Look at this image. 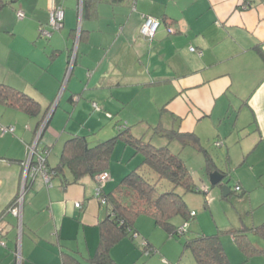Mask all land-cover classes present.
<instances>
[{
  "label": "crops",
  "instance_id": "crops-1",
  "mask_svg": "<svg viewBox=\"0 0 264 264\" xmlns=\"http://www.w3.org/2000/svg\"><path fill=\"white\" fill-rule=\"evenodd\" d=\"M52 1L19 0L17 10H23L25 16L30 14L25 24L11 22L9 13L17 11L11 8L4 10L0 19V45L7 51L0 58V83L12 85L40 101L45 117L57 103L38 144L50 149L49 166H58L63 145L73 134L87 135L92 144L115 136L118 130L102 133L104 122L114 121L110 117L122 111L126 95L147 91L155 97L152 109L159 112L154 117L159 122L150 124L148 120L146 128L161 124L195 132L212 154L216 167L223 168L228 177L243 167L248 177L239 174L231 192L224 196L221 187L220 195L227 200L235 196L249 201L246 210L252 216V225H245L263 223L264 0H126L117 5L102 2L97 5L96 16L86 20H82L81 0H58L65 8L63 27L50 40L39 42L36 34L41 26H48ZM145 16L161 20L152 39L140 35ZM78 30L87 31L82 32L79 41L75 35ZM192 46L196 51L190 50ZM66 78L67 104L73 103L75 108L71 113L64 106L65 113L70 118L77 117L76 112L82 107L80 112L92 111V116L83 124L76 120L68 121L64 127L54 126L52 120L61 105L60 97L55 98L60 82ZM95 97L102 100L104 112L96 110L100 106L94 105L98 103L92 99ZM2 109L0 124H14L16 129L15 134L0 132V240L6 241V245L0 243V264H15L18 248L24 264H64L63 252L88 264L99 245V223L108 215L107 208L95 197L96 177L86 175L74 183L64 182L65 178L59 175L48 185L40 174L35 179L29 176L22 224L15 216L2 214L22 190L29 145L41 126V116L13 107ZM121 120L117 118L114 126L127 124L135 135H145L135 133L132 116ZM140 121L145 122L144 117ZM157 136L151 134L150 138ZM204 137L210 144L221 141L223 145L213 151L204 145ZM182 147L181 150L186 146ZM133 151L123 141L117 143L108 168L106 192L113 191L138 162ZM123 158L127 160L125 164ZM64 174L71 180L67 167ZM237 185L245 196L240 197L235 191ZM135 226L138 233L137 221ZM250 238L264 248L260 241L251 235ZM222 240L233 261L237 247L231 238ZM114 251L113 246L111 254L117 264ZM135 259L130 257L125 262L140 263ZM237 260L231 262H246L243 252Z\"/></svg>",
  "mask_w": 264,
  "mask_h": 264
},
{
  "label": "trees",
  "instance_id": "trees-1",
  "mask_svg": "<svg viewBox=\"0 0 264 264\" xmlns=\"http://www.w3.org/2000/svg\"><path fill=\"white\" fill-rule=\"evenodd\" d=\"M18 1L0 0V19L6 8L17 10ZM124 1L126 0H81L82 20L96 16L99 3L108 2L117 5ZM60 4L64 8V5ZM82 32L78 30L75 35H79L80 38L83 35ZM0 105L17 108L31 116H41L40 125L45 119L40 101L7 83H0ZM118 125L122 127L118 128L115 136L95 144H92L87 135H71L63 145L58 166L51 168L48 164L50 172L55 173L53 177L61 175L65 178L64 182L76 183L86 175L97 178L102 171H108L114 149L119 141L131 146L134 150L133 157L139 158L136 165L122 178L113 191L106 192L104 186L103 196L107 199V205L103 206L107 208L108 215L99 223V245L95 254L89 258L88 264H116L111 248L123 237L135 239L134 234L137 233L135 224L141 214L153 217L155 223L164 228L169 237L185 236L188 229L181 233L180 225L175 223L174 219L182 216L185 222L190 223L193 220L194 216L191 215L184 196L190 191H200L191 170L179 153L174 152L167 144L156 145L145 135H135L131 126L127 124ZM152 135H159L169 140L177 139L184 147L189 145L202 151L206 159L207 174L216 169L212 154L201 144L195 132H182L177 128H165L158 124L152 127ZM65 167L71 172V180L66 179ZM236 192L240 197L246 195L242 190ZM17 198L18 196L4 209L3 215L9 214ZM250 232L264 238V222L257 226L244 224L241 227H231L215 233L196 232L192 237L185 239L183 246L184 249L192 251L195 264H233L222 240L224 234H230L235 239L246 261L256 255L264 254V248L251 240ZM146 251L149 252L148 255L156 252L148 239L142 247V253ZM62 257L64 264H82L71 253L63 252ZM135 264H145V262Z\"/></svg>",
  "mask_w": 264,
  "mask_h": 264
},
{
  "label": "rangeland",
  "instance_id": "rangeland-1",
  "mask_svg": "<svg viewBox=\"0 0 264 264\" xmlns=\"http://www.w3.org/2000/svg\"><path fill=\"white\" fill-rule=\"evenodd\" d=\"M5 10H8V8H6ZM9 15L12 18L11 19L12 23L14 20V24H25L24 23L25 20H28L30 18V14L25 16L24 18H20L17 15V11H11ZM60 30L61 28L57 30L52 28V35H55L57 32H60ZM38 34L36 35H37V40L39 42L42 40L44 41L50 40V38L52 37L51 36L49 38L40 35V33ZM78 36L79 35H77V41H79ZM20 40L21 39H18V41ZM6 52L7 51L3 49L0 45V58L5 57ZM73 61L74 60H72L70 64H73ZM67 85H68L67 78L62 81V84L60 82L59 95L55 99L60 97L61 105L58 106L56 110L57 112L55 113L54 118L52 120L54 126H58L62 124L64 127L68 121L72 123L73 121L76 120L77 121L80 120V122L83 124L84 120L86 121L89 116H92L91 114L92 111H87L88 113L80 112L82 110V107H80L77 110L76 112L77 117H73L71 115L70 118L69 113H65L64 106L69 107L70 108L69 112L71 113L75 108V105L73 103L67 104L68 103L67 101L68 92L66 91ZM125 97H126L125 105L122 111H120L119 113L120 116L119 114L118 116L112 115L110 118H113L114 121L111 123L108 122L109 120L105 121L104 123L106 125H104V127L106 128H104L105 131H102V133L108 132L110 130L117 131L118 126H114L116 119L122 118L124 120L126 116H132V118L135 119L136 121V126L134 128L135 133L139 135H142L144 133L146 135V138L149 139L152 134V129L146 128L147 127L146 121L148 120L151 121L152 123L150 122V124H157L159 122L157 118L156 119L154 118L159 114V112L157 114V112L156 111L154 112V110L152 109L156 101L155 97L147 91H141L139 93L129 94L128 96L126 95ZM92 99H94L99 103V105L97 103V107L100 106V108L96 110L101 109L103 111L102 100H100L98 97ZM3 107L0 106V113L3 111L2 109ZM107 117L108 116L106 115V118ZM140 117H144L145 122L140 121ZM11 134H15V132ZM152 141L156 145H163V143L160 141L163 142L165 141V143L169 145L174 152L179 153L180 156L184 159V161L187 162L188 167L190 168L193 174L195 183L197 187L200 189V191H194V192L190 191L186 193L184 196L190 211L195 212V216L193 217V220L190 221L189 225H187L188 232L185 234V236L183 235L179 237L177 236L169 237L167 231L164 228L155 225V221L152 217L145 214H141L137 218V226L139 228V232L137 233L138 235L135 237V239L131 240L130 237L126 236L123 237L118 243L114 245V247H116V251H114L115 256L118 259L117 264H126L125 261H128L130 257L131 259L136 258L135 261L145 262L146 264H195V258L192 251L190 249H184L183 243L185 239H187L188 237H192L193 235H195L196 232L212 233L216 231L218 232L221 229L226 228L227 226H233V225L239 226V225H243L244 223L252 225L251 222L252 216L247 214V210H246V208L249 205V201H247L244 198L238 199L235 196L232 198L233 200L223 199L220 195L222 190L221 187L219 185L217 186L211 185L209 180V175L204 170L205 158L203 153L197 151L192 146H186L184 149L181 150V148H183L182 144L177 139L169 140L167 138H160L159 136H157ZM203 143L205 146L211 148L213 151L214 150L218 151L219 147H217L213 143L210 144L208 141H206L205 137ZM125 160L126 158H123V162H124L123 164L126 163L127 160L126 161ZM242 168L243 167H240L239 169L237 168L239 170L236 172L237 174L228 177L230 179V184L232 187L235 186L239 174H244L245 177H248L246 174L247 172H245V170ZM253 180L256 181L254 178ZM174 222L179 224L180 226H183L186 223L184 218H182V216L176 217L174 219ZM250 235L251 237H253V239H255L256 241H260V243L264 245V238L262 236L254 232H251ZM230 238L235 244V247H237L236 249L237 258L233 257V261L235 262H233L232 260L231 261L233 263H237L238 261L237 259H239V257L242 256V251L240 246L235 242V239L230 234L223 235V239H230ZM146 239L151 240L154 249L156 250V252H154L152 255H148L147 252L142 253V247L144 246L143 244L146 242ZM240 264H264V254L256 255L252 257L249 261Z\"/></svg>",
  "mask_w": 264,
  "mask_h": 264
},
{
  "label": "built area",
  "instance_id": "built-area-1",
  "mask_svg": "<svg viewBox=\"0 0 264 264\" xmlns=\"http://www.w3.org/2000/svg\"><path fill=\"white\" fill-rule=\"evenodd\" d=\"M136 1L137 0H134V2ZM51 9H52V12H51V16L48 22V26H41L39 29L40 35L49 37V38L52 36V28L57 30L63 27L64 13H65L63 6L58 2V0L52 1ZM17 15L20 18H24L25 12L23 10H18ZM160 25H161L160 19L156 17H152V16H145L144 21L140 28V35L146 39H152L155 36L156 31L158 30ZM168 31L172 33L173 29L169 27ZM190 50L196 51V48L192 46ZM198 52L199 54H202L200 51ZM69 68L70 70H68V75L71 73L72 64H70ZM94 105L97 106L96 103H94ZM42 123H41V126H42ZM121 127L122 126H118V128H121ZM15 129H16L15 125H4V124L0 125L1 134L14 133ZM39 131L37 133V137L35 141L29 145V155L24 162L25 173H24V181H23L22 190L20 191L18 198L16 199L14 205H12L9 210V214L18 218L21 224H22L25 189H26V183H27L26 177L28 178L31 175L36 177L37 175L40 174L44 178L45 182L48 185H51L53 175L55 174V173L50 172V169L47 163V158H48L50 149L39 147V145L37 144ZM215 144L216 146H221L223 145V142L217 141ZM109 177H110L109 171L104 170L96 178L97 184L95 187V197L98 199L101 205H107V199L103 196V189ZM235 190L236 191L242 190L241 186L237 185L235 187ZM76 206L81 208L82 204L80 202H77ZM191 215L195 216V212L191 211ZM187 225H189L188 222H186L183 226H180L179 231L181 233L187 231V228H188ZM2 234H3V228L0 227V236ZM137 235H138L137 233L134 234L135 237ZM0 243L2 245H6V241L3 239L0 240ZM143 245H145V243ZM146 252L149 254L148 251ZM15 264H24V257H23L21 248H18L16 251V263Z\"/></svg>",
  "mask_w": 264,
  "mask_h": 264
},
{
  "label": "water",
  "instance_id": "water-1",
  "mask_svg": "<svg viewBox=\"0 0 264 264\" xmlns=\"http://www.w3.org/2000/svg\"><path fill=\"white\" fill-rule=\"evenodd\" d=\"M56 104L52 107V109L50 110L48 115L45 117V121L42 123V126H41L39 134H38L37 144H39L40 139H41L45 129L47 128L52 115L54 114ZM228 176H229V174L223 168H220L218 166L216 167V169L213 172H211L209 174V180H210L211 185L212 186L219 185L220 187H222L224 196H227L231 192V189H232V186L230 185V179L228 178ZM30 177L32 179H35V177L32 175ZM26 179H27V177H26Z\"/></svg>",
  "mask_w": 264,
  "mask_h": 264
}]
</instances>
